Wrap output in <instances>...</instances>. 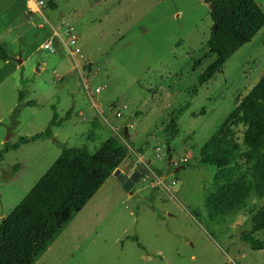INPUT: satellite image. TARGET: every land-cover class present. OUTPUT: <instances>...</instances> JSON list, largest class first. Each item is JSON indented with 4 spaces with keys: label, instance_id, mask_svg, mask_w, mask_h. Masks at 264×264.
<instances>
[{
    "label": "rangeland",
    "instance_id": "obj_1",
    "mask_svg": "<svg viewBox=\"0 0 264 264\" xmlns=\"http://www.w3.org/2000/svg\"><path fill=\"white\" fill-rule=\"evenodd\" d=\"M255 1L264 12V0ZM22 2L0 0V45L9 56L0 59V223L58 157L57 142L93 151L115 136L128 152L121 165L138 160L135 169H150L131 193L116 177L106 180L33 264H264V249L239 237L264 198L250 193L217 224L203 203L214 168L196 165L200 147L264 73V25L199 84L215 57L193 70L212 31L201 0H44L35 13ZM62 21L76 36L75 58L60 40L40 47ZM53 108L62 123L52 137L18 141L49 127ZM243 130L234 127L238 144ZM253 236L264 239V230Z\"/></svg>",
    "mask_w": 264,
    "mask_h": 264
},
{
    "label": "trees",
    "instance_id": "obj_2",
    "mask_svg": "<svg viewBox=\"0 0 264 264\" xmlns=\"http://www.w3.org/2000/svg\"><path fill=\"white\" fill-rule=\"evenodd\" d=\"M201 1L207 5L212 31L207 40L208 52L194 62L193 70L209 54L215 57L198 76L199 84L218 72L264 25V12L255 0ZM49 5L54 7L53 3ZM8 58L0 45V59ZM24 95L20 91L19 99ZM70 113L67 110L63 119H70ZM56 120V125L62 123L54 110L49 126ZM174 125L171 118L168 127ZM238 125L244 128L241 144L234 139V127ZM40 137H52L50 128L21 141ZM94 137L93 132L88 134V138ZM57 145L61 150L58 157L0 223V264H33L51 238L85 206L128 153L111 135L93 151L60 142ZM196 165L214 168L212 189L206 192L203 203L209 219L217 224L244 208L250 193L264 198V73L200 147ZM18 169L15 164L13 172ZM249 214L251 227L240 234V240L253 250L264 249V239L253 236L254 232L264 230V203ZM130 238L144 249L136 236Z\"/></svg>",
    "mask_w": 264,
    "mask_h": 264
},
{
    "label": "built area",
    "instance_id": "obj_3",
    "mask_svg": "<svg viewBox=\"0 0 264 264\" xmlns=\"http://www.w3.org/2000/svg\"><path fill=\"white\" fill-rule=\"evenodd\" d=\"M26 8L29 12L35 13V12H41L42 7L45 6L44 0H26L25 1ZM50 25V24H49ZM52 35L48 40H45L40 47L52 50L53 48V42L56 40L63 41L66 45V50L69 56L72 58H75L80 54V48L77 45L76 36L72 30V27L69 26V24L66 21L60 22L57 26L50 25ZM63 36L66 38L63 39ZM95 91H99V88H96ZM119 115V114H117ZM146 171H143L142 175L140 176V180L145 181L146 177H148L150 169L148 166H145ZM145 172V173H144Z\"/></svg>",
    "mask_w": 264,
    "mask_h": 264
},
{
    "label": "water",
    "instance_id": "obj_4",
    "mask_svg": "<svg viewBox=\"0 0 264 264\" xmlns=\"http://www.w3.org/2000/svg\"><path fill=\"white\" fill-rule=\"evenodd\" d=\"M213 28H214V25H213ZM90 69H91V62H88L86 66L87 72H89ZM124 133H126V127H124ZM167 150H169V148H167ZM170 159H171V154L168 153V160ZM142 173H143V170H140L137 168L133 170L130 174H127L124 171L120 170L119 167H117L112 172V176L116 177V179L119 181V183L122 185V187L124 188L126 192L131 193V188L133 187L134 183L137 182V180L140 178Z\"/></svg>",
    "mask_w": 264,
    "mask_h": 264
},
{
    "label": "crops",
    "instance_id": "obj_5",
    "mask_svg": "<svg viewBox=\"0 0 264 264\" xmlns=\"http://www.w3.org/2000/svg\"><path fill=\"white\" fill-rule=\"evenodd\" d=\"M25 1H26V0H23V2H22L21 10L23 9V5L26 6ZM26 9H27V8H26ZM92 64H93V63H91V65H92ZM90 70H91V69H90ZM56 76L58 77V76H61V75L56 74ZM80 115H82V114H80ZM83 119H85V118H83ZM56 122H58V120H56L54 123H52V124L49 126L51 132H52V128H54V127L56 126ZM54 134H55V132L52 133V135H54ZM20 138H21V137H20ZM20 138H19V140H18L19 142H21V141H20V140H21ZM63 144H65V143H63ZM140 157H143V156H140ZM140 157H138V159H139ZM122 162H123V161H122ZM136 162H138V160H136V161L134 162L135 164H134L133 166H130V167H129L130 164H127V165H121V164H120L118 167L120 168V170L124 171L125 173L130 174L133 170H135V168H136ZM146 162L149 163V164L151 163L150 160H147ZM110 177H113V178H114V176L111 175V176H109L106 180H108ZM106 180H105V181H106ZM102 185H103V184H102ZM102 185H101V186H102ZM97 191H98V190H97ZM94 195H95V194H94ZM94 195H93V196H94ZM93 196H92V197H93ZM90 200H91V199H90ZM90 200H89V201H90ZM86 204H87V203H86ZM86 204H85V205H86ZM80 211H81V210H80ZM80 211H78V212H80ZM78 212H77V213H78ZM75 214H76V213H75ZM75 214H74V215H75ZM4 218H5V217H4ZM4 218H3V219H4ZM40 254L42 255V253H40Z\"/></svg>",
    "mask_w": 264,
    "mask_h": 264
}]
</instances>
